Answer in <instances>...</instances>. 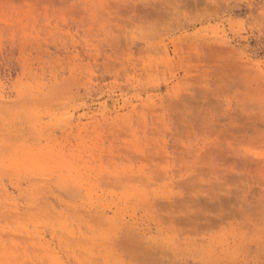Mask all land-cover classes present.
<instances>
[{
  "label": "rangeland",
  "instance_id": "1",
  "mask_svg": "<svg viewBox=\"0 0 264 264\" xmlns=\"http://www.w3.org/2000/svg\"><path fill=\"white\" fill-rule=\"evenodd\" d=\"M0 264H264V0H0Z\"/></svg>",
  "mask_w": 264,
  "mask_h": 264
}]
</instances>
